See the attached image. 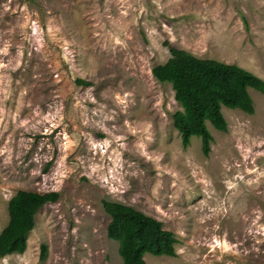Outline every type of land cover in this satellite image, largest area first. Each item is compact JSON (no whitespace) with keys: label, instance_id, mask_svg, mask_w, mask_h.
<instances>
[{"label":"rangeland","instance_id":"374dc122","mask_svg":"<svg viewBox=\"0 0 264 264\" xmlns=\"http://www.w3.org/2000/svg\"><path fill=\"white\" fill-rule=\"evenodd\" d=\"M170 46L264 80V0H0V232L18 190L59 194L0 264H123L102 200L175 233L148 264H264V93L205 156L151 72Z\"/></svg>","mask_w":264,"mask_h":264},{"label":"trees","instance_id":"16d2710c","mask_svg":"<svg viewBox=\"0 0 264 264\" xmlns=\"http://www.w3.org/2000/svg\"><path fill=\"white\" fill-rule=\"evenodd\" d=\"M170 56L152 67L151 72L160 82H168L181 109L171 117L183 144L196 136L201 151L207 156L214 138L208 123L220 132L227 131L222 108L254 112L249 89L264 93V80L234 63L213 58H199L184 49L169 47ZM79 84H86L81 79ZM58 192L39 193L18 190L8 200V221L0 232V256L22 253L27 246L28 233L34 227L36 212L42 205L58 199ZM110 216L107 236L118 242L123 264H148L146 254L175 256L177 237L162 228L159 220L118 201L102 200ZM48 246L40 245L39 259L45 260Z\"/></svg>","mask_w":264,"mask_h":264}]
</instances>
